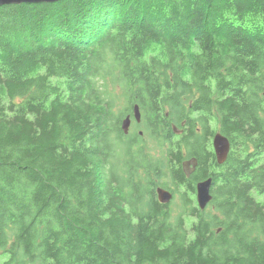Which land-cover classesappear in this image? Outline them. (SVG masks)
<instances>
[{"label":"trees","instance_id":"trees-1","mask_svg":"<svg viewBox=\"0 0 264 264\" xmlns=\"http://www.w3.org/2000/svg\"><path fill=\"white\" fill-rule=\"evenodd\" d=\"M134 105L142 133L124 135ZM213 122L230 142L220 166ZM207 178L212 209L200 211ZM253 193L264 194V0L0 8V264H264Z\"/></svg>","mask_w":264,"mask_h":264},{"label":"water","instance_id":"water-1","mask_svg":"<svg viewBox=\"0 0 264 264\" xmlns=\"http://www.w3.org/2000/svg\"><path fill=\"white\" fill-rule=\"evenodd\" d=\"M59 1L62 0H0V8L4 6L21 4H53ZM131 117L135 123L139 124L141 122V114L137 105H134L132 108V116L128 115L121 121L120 129L124 135L129 134L132 121ZM172 129L175 135H180L183 132L181 129L176 127H173ZM212 148L217 165H223L226 162L230 152L229 140L220 132H217L212 136ZM196 166L197 160L195 158L185 160L181 163V168L186 178H189L193 174ZM211 186L212 178L201 180L195 184V198L200 211H204L212 201ZM155 194L158 203L162 205H168L173 199V194L169 190L162 187H157Z\"/></svg>","mask_w":264,"mask_h":264},{"label":"rangeland","instance_id":"rangeland-1","mask_svg":"<svg viewBox=\"0 0 264 264\" xmlns=\"http://www.w3.org/2000/svg\"><path fill=\"white\" fill-rule=\"evenodd\" d=\"M136 125H137V124H136ZM133 126H135L134 122H132V126H131V128H130V133H138V132H142V129H139V128H136V127L134 128ZM211 126H212L213 129L215 130V133H217V132H218L217 125H215V123L213 122V123L211 124ZM210 145H211V149H212V152H213L212 141H211V139H210ZM195 184H196V183H195ZM253 196H254V198L256 199V201L261 202V203H264V194H262V195H258V194H256V193H253ZM175 198H176V201H177V200H178V195H176ZM194 201H195V206L198 208L195 196H194ZM206 209H207V210H211V209H212L211 204L208 205V206L206 207Z\"/></svg>","mask_w":264,"mask_h":264},{"label":"flooded vegetation","instance_id":"flooded-vegetation-1","mask_svg":"<svg viewBox=\"0 0 264 264\" xmlns=\"http://www.w3.org/2000/svg\"><path fill=\"white\" fill-rule=\"evenodd\" d=\"M130 116H132V114H131ZM131 120H132V121H131V126H132V122L134 121L132 117H131ZM135 124H137V123H135ZM139 124H140V123H139ZM131 126H130V128H131ZM133 127L135 128V126H133ZM129 132H130V129H129ZM138 133H139V135H141L142 132H138ZM211 141H212V139H211ZM169 191H170V190H169ZM171 193H172V192H171ZM170 203H171V202H170Z\"/></svg>","mask_w":264,"mask_h":264},{"label":"bare ground","instance_id":"bare-ground-1","mask_svg":"<svg viewBox=\"0 0 264 264\" xmlns=\"http://www.w3.org/2000/svg\"><path fill=\"white\" fill-rule=\"evenodd\" d=\"M42 4V3H41ZM149 20V19H148ZM150 23V22H149ZM137 52V51H136ZM163 67V66H162ZM168 84V83H167ZM215 85V84H214ZM157 93V92H156ZM51 94V93H50ZM244 94V93H243ZM232 98V97H231ZM6 102V101H5ZM220 103V102H219ZM258 159V158H257ZM260 162V161H258ZM258 165V164H257ZM201 181V180H200ZM2 200V199H1ZM126 206V205H125ZM238 256V255H237ZM233 257V256H232Z\"/></svg>","mask_w":264,"mask_h":264}]
</instances>
